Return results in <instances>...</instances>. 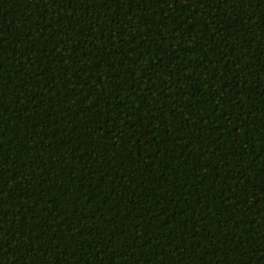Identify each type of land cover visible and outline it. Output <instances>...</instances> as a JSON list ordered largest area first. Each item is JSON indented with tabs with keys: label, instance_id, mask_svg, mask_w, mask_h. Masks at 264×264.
<instances>
[{
	"label": "trees",
	"instance_id": "obj_1",
	"mask_svg": "<svg viewBox=\"0 0 264 264\" xmlns=\"http://www.w3.org/2000/svg\"><path fill=\"white\" fill-rule=\"evenodd\" d=\"M0 264H264V0H0Z\"/></svg>",
	"mask_w": 264,
	"mask_h": 264
},
{
	"label": "snow or ice",
	"instance_id": "obj_2",
	"mask_svg": "<svg viewBox=\"0 0 264 264\" xmlns=\"http://www.w3.org/2000/svg\"><path fill=\"white\" fill-rule=\"evenodd\" d=\"M174 2H176V0H174ZM56 0H52V4L53 6H55ZM0 231H3V229H0Z\"/></svg>",
	"mask_w": 264,
	"mask_h": 264
}]
</instances>
